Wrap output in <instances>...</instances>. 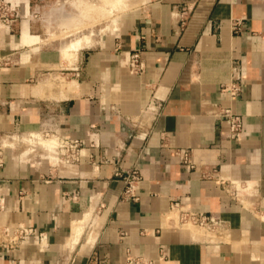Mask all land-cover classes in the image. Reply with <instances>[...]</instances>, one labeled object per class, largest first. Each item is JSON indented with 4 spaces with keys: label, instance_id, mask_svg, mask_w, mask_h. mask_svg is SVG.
Wrapping results in <instances>:
<instances>
[{
    "label": "crops",
    "instance_id": "obj_1",
    "mask_svg": "<svg viewBox=\"0 0 264 264\" xmlns=\"http://www.w3.org/2000/svg\"><path fill=\"white\" fill-rule=\"evenodd\" d=\"M9 1L18 16L0 28V151L5 136L50 121L84 141V156L23 165L4 150L0 264H264V0H146L73 63L63 56L71 41L52 37L48 0ZM135 51L141 73L130 66ZM62 75L69 83L56 88ZM232 81L242 84L237 96L222 89ZM225 109L244 117L238 140ZM178 148L193 149L195 169ZM135 167L138 198L127 199ZM214 169L257 184V201L233 200L208 177ZM184 210L215 214L225 228L180 224ZM8 224L36 233L11 248Z\"/></svg>",
    "mask_w": 264,
    "mask_h": 264
},
{
    "label": "built area",
    "instance_id": "obj_2",
    "mask_svg": "<svg viewBox=\"0 0 264 264\" xmlns=\"http://www.w3.org/2000/svg\"><path fill=\"white\" fill-rule=\"evenodd\" d=\"M16 5H14L9 0L0 1V28L9 27L13 20L18 16L16 11ZM188 10L184 9L183 16L181 18V24L184 27L187 24ZM243 25V21L241 19H236L232 23V29L234 32H239ZM131 69L135 73L143 72L145 68L144 60L140 56L139 51H135L131 55ZM224 91L230 92L232 96H237L242 90V84L237 81H232L228 84H224L222 86ZM155 107L151 106L147 112L152 111ZM221 116L227 121L229 125L228 134L231 138L240 139L244 130L245 121L244 117L240 114L233 112L231 109H225ZM38 132L43 138H56L57 145L53 150V154L56 156V159H53L51 155V150L46 151L47 154L43 156L40 155L41 158H46L48 160L55 161L56 163H66V164H74L81 160L82 156H84L82 150L84 146V141L80 139L70 138L61 133L60 129L55 127L50 121H46L42 124V128ZM14 135H9L8 137L13 138ZM21 140L24 136L17 135ZM25 136L33 139V150H36L37 145L42 144L40 141V136L35 135L34 131L26 134ZM8 145H4V149L0 151V167L3 166V153L5 147ZM176 153L178 154L181 163L183 166L188 168L189 170H193L196 168L197 164L194 158V151L192 148H178L176 149ZM218 171L214 169L213 175H209L208 177L216 179V181L222 185L223 190L236 202L241 203L242 205L246 204V200H251V203L254 204L259 196L258 185L247 181V180H237V179H227L222 176H219ZM117 175H121V171L117 170ZM141 176L140 171L137 167L131 169L125 177L126 187L123 191L124 198H132L137 199V189L138 184L140 182ZM6 203V195L0 188V213L5 209ZM261 218L264 219V208L259 209ZM179 222L180 224H194L196 226L205 227L209 230L218 231L223 230L225 228V222L215 214H207L202 211L196 210H184L179 214ZM6 238V246H10L11 248L15 246L22 245L26 242L27 237L31 234H35L36 232L32 228L25 227L23 225H12L8 224L3 227L2 232ZM43 236H39V241L43 242Z\"/></svg>",
    "mask_w": 264,
    "mask_h": 264
},
{
    "label": "rangeland",
    "instance_id": "obj_3",
    "mask_svg": "<svg viewBox=\"0 0 264 264\" xmlns=\"http://www.w3.org/2000/svg\"><path fill=\"white\" fill-rule=\"evenodd\" d=\"M88 1H91V2L93 1L92 3H95L96 6H99V4L100 5L105 4V1H101V0H88ZM127 1L129 2V0H127ZM145 1L146 0H133V1L130 0V2H129L130 4L127 2V4L129 6H125V7L120 6V7H122L121 8L122 10L120 9L121 11H119L120 7L119 8L117 7L118 10H116V8H115L113 10L114 14H112L113 15L112 17L104 18L102 21L101 20L96 21V22H94L95 24L93 22L87 21V22H85V24H82L80 26V28L75 29L73 27L72 28L67 27L66 25H63L62 23H59L60 22V15H64V12H65V14L66 13L71 14V13H79L81 11V8H79V6L74 3V0H48L47 11H50V13L53 12L51 14V16L53 18H55L54 19L55 30L52 31V37L54 39L58 40L57 43L62 44V43H66L69 41H71V42L76 41L79 38H85V37L89 36L90 38H87V39H89V42H88V44H86V46H89L92 44L93 38L98 39L102 35H104L108 32H111L114 29V27H113L114 25L112 26V24H113L112 20L114 17L119 16L118 17V19H119L123 15L130 13V12H133L134 10L140 8ZM98 2H99V4H98ZM107 7L110 8V6H107ZM126 7H128V8H126ZM109 8H107V9L109 10ZM97 9H100V6H99V8L97 7ZM92 35H93V37H92ZM71 42H69V43H71ZM70 55L66 56L69 58H66V57L65 58L69 62L73 63L74 59L76 58V54H75V56H74V54L71 55V57L73 56L72 58L70 57ZM62 76L63 77H61V81L55 82L54 86L56 88H59V87L64 88V86H67L66 84L69 83V82H67L69 80L66 77H64V75H62ZM37 131H39V130H37ZM11 135L17 136V134H11ZM25 135L26 134H24L22 136L25 137ZM5 139H8L9 143L10 142L14 143L12 146L8 145L7 147H5V149L10 150L9 154H10L12 160L17 164L28 165V164L35 161L33 158H35V157L40 158V155L43 154V156H44L45 154H47L46 151H48L46 148H44L42 143H41L42 147L40 144H36L37 145L36 150L31 151L30 148L31 147L33 148V144H35V143H31V142H27L25 140H21V138H19V137H17L16 139H13L12 137L5 136ZM44 139H47V138H44ZM28 149H30V153L26 154L25 156H22V152H24ZM50 155L55 156L52 153V151H51ZM186 225H189V227H191V228L203 229L204 231H207V232L208 231L209 232H217V231L209 230L205 227L196 226V225L191 224V223L186 224ZM218 231H221V230H218Z\"/></svg>",
    "mask_w": 264,
    "mask_h": 264
},
{
    "label": "bare ground",
    "instance_id": "obj_4",
    "mask_svg": "<svg viewBox=\"0 0 264 264\" xmlns=\"http://www.w3.org/2000/svg\"><path fill=\"white\" fill-rule=\"evenodd\" d=\"M101 1H105V4L104 5L103 4L100 5L99 2H98L99 6H100V9H97V7L99 8V6H96L95 3H92L93 1L91 2V1H88V0H74V3L77 4L79 6V8H81V11L79 13H71V14H67V13L65 14V12H64V15H62V17H61V23L63 25H66L67 27H71V28L73 27V28L77 29V28H80V26L82 24H85V22H87V21L94 23L96 21H100V20L102 21L104 18L112 17L113 16L112 14H114L113 10L115 8H116V10H118L117 7L119 8L120 6H122V7L129 6L127 4V2H128L127 0H101ZM131 1H133V0H131ZM129 2H130V0H129ZM107 6H110V8L107 7ZM122 7L119 8V11L122 10L121 9ZM107 8H109V10ZM126 8H128V7H126ZM87 38H89V36L85 37V38H79L76 41H72L71 43L66 44L63 47V56L66 57V56H68L70 54L71 55L74 54V56H75V54H77L79 49L82 46L86 45V43L89 40ZM71 55H70V57H71ZM66 58H69V57H66ZM34 134L40 136V134H38V132H36V131H34ZM17 137H19V136L14 135L13 139H16ZM22 140L34 143L33 139H31V138H29L27 136L23 137ZM39 142L43 144L44 148H46L47 150H51L52 152H53V150L55 149V147L57 145L56 138L44 139V138H42L40 136V141ZM10 143H9L8 139L4 140V145H11L12 146L14 144L13 142H10ZM30 149H31V151L33 150L32 147ZM30 149L22 152V156H25L26 154L30 153ZM52 156L53 155H51V157ZM52 158L55 159L56 157L53 156ZM85 217L87 218V216H85ZM78 230H79V228L76 229V231H78ZM197 230H199V229H197ZM77 234H78V232H77ZM75 236H77V235H75ZM70 240H73V239H70ZM68 243L71 244L70 242H68Z\"/></svg>",
    "mask_w": 264,
    "mask_h": 264
}]
</instances>
